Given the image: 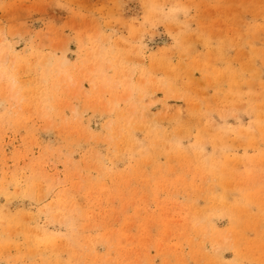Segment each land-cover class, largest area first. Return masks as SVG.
<instances>
[{"label":"rangeland","instance_id":"1","mask_svg":"<svg viewBox=\"0 0 264 264\" xmlns=\"http://www.w3.org/2000/svg\"><path fill=\"white\" fill-rule=\"evenodd\" d=\"M0 75V264H264V0H0Z\"/></svg>","mask_w":264,"mask_h":264},{"label":"bare ground","instance_id":"2","mask_svg":"<svg viewBox=\"0 0 264 264\" xmlns=\"http://www.w3.org/2000/svg\"><path fill=\"white\" fill-rule=\"evenodd\" d=\"M51 61H52V60H51ZM51 61H50V62H51ZM53 62H54V61H53ZM1 73H2V72H1ZM68 74H69V73H68ZM11 77H12V76H11ZM70 77H71V76H70ZM1 78H2V76L0 75V81H1ZM92 79H93V78H92ZM108 80H109V79H108ZM14 81H15V80L12 78V79H11V83L9 84V88H12V87L14 86ZM92 82H93V81H92ZM95 83H96V82H95ZM130 85H131V84H130ZM97 87H98V86H97ZM104 89H105V88H104ZM110 90H111V89H110ZM132 91H133V90H132ZM132 94H133V93H132ZM130 95H131V94L128 93L127 96H126V98H129ZM132 97H133V95H132ZM130 99H131V98H130ZM125 101H126V100H125ZM131 101H132V100H131ZM126 102H127V101H126ZM132 102H133V101H132Z\"/></svg>","mask_w":264,"mask_h":264}]
</instances>
